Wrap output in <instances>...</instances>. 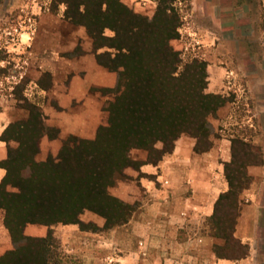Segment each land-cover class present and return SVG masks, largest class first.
Masks as SVG:
<instances>
[{
	"label": "trees",
	"instance_id": "trees-1",
	"mask_svg": "<svg viewBox=\"0 0 264 264\" xmlns=\"http://www.w3.org/2000/svg\"><path fill=\"white\" fill-rule=\"evenodd\" d=\"M176 1L157 0L148 18L120 0H58L65 6L63 18L85 29L96 64L117 75L113 88L97 90L114 94V99L103 104L107 124L97 128L94 139L68 136L55 157L37 162L40 139L55 140L60 131L45 123L37 105L19 96L28 115L10 123L0 135L7 145L6 158L0 161L5 171L0 210L14 245L0 255V264H57L51 227L78 225L80 231H99L79 219L84 211L104 218V231L129 221L133 206L109 193L126 169L140 173L144 165L157 166L173 153L182 135L195 140V153L212 148L208 118L227 99L206 92V62L184 63L172 47L181 24ZM106 30L113 35L106 36ZM132 150L144 151L145 160L132 158ZM262 163L258 146L239 137L231 139L230 160L223 163L228 190L219 195L204 224V232L217 241L213 251L218 258L239 260L248 255V246L234 236L235 226L240 196L252 182L248 167ZM27 225L47 227L46 235H25Z\"/></svg>",
	"mask_w": 264,
	"mask_h": 264
},
{
	"label": "rangeland",
	"instance_id": "rangeland-1",
	"mask_svg": "<svg viewBox=\"0 0 264 264\" xmlns=\"http://www.w3.org/2000/svg\"><path fill=\"white\" fill-rule=\"evenodd\" d=\"M120 1L148 18L153 16L157 3V0ZM174 6L181 24L179 38L171 42L172 47L184 63L192 59L206 62V92L227 99L216 115L208 118L211 139L234 136L251 141L253 135H261L264 0H177ZM64 10L65 6L58 0H0L2 132L10 123L27 117V111L20 107L23 103L20 98L37 105L45 123L60 131L55 140L46 136L40 139L37 162L45 161L48 155L55 157L68 136L94 139L97 128L107 124L103 104L114 99V94L104 95L97 90L113 88L117 75L96 64L85 29L67 22L63 18ZM105 35L113 34L106 30ZM44 86L49 88L43 90ZM1 143L5 159L7 145ZM131 157L143 161L146 153L132 150ZM124 174L109 193L119 200L118 193H135L139 198L138 190L124 184L144 175L131 168ZM124 203L133 206L134 212L140 205L138 199ZM2 219L0 210V255L14 248ZM79 219L85 224H94L99 231H80L78 225L51 227L56 240L57 264H120L117 259L122 251L110 242L109 236L113 230L126 228L124 225L131 218L126 224L107 231L103 230L105 219L93 212L84 211ZM26 227L24 234L28 236L43 237L47 232V227L41 225Z\"/></svg>",
	"mask_w": 264,
	"mask_h": 264
},
{
	"label": "crops",
	"instance_id": "crops-1",
	"mask_svg": "<svg viewBox=\"0 0 264 264\" xmlns=\"http://www.w3.org/2000/svg\"><path fill=\"white\" fill-rule=\"evenodd\" d=\"M262 114L261 135H253L251 142L261 149L263 163L248 167L252 182L240 196L234 233L248 246V255L239 260L216 257L213 245L217 241L204 232V222L212 215L215 201L228 190L223 163L230 160L234 136L211 139L212 148L204 153L193 151L194 139L181 137L172 154L157 166H142L140 173L144 176L124 184L138 190L139 198L135 193H118L124 202H140L126 228L113 230L109 236L122 251L117 259L120 264H264V109ZM2 129L0 120V133ZM3 158L0 142V161ZM3 175L0 169V179Z\"/></svg>",
	"mask_w": 264,
	"mask_h": 264
}]
</instances>
